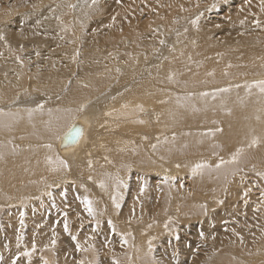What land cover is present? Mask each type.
<instances>
[{
    "label": "bare ground",
    "instance_id": "bare-ground-1",
    "mask_svg": "<svg viewBox=\"0 0 264 264\" xmlns=\"http://www.w3.org/2000/svg\"><path fill=\"white\" fill-rule=\"evenodd\" d=\"M26 1L33 6L17 15L21 21L19 29H23L22 37L30 40V46L47 43L44 49H49V44L54 50L61 49L63 40H54L57 38L49 35L55 24L46 17V10L55 8L54 0ZM139 3L131 12L126 9L129 16L125 15L126 12L122 14V10H125L122 9L123 3L117 5V10L100 7L101 16L98 8L90 13L85 11V19L79 18L77 12L78 6H83L82 3L74 8L78 16L76 22L81 24L82 20L84 29L93 19L94 22L115 23V31L124 30L126 26L123 22L136 24L133 31L135 39H122L118 45V39H115L112 45L115 52L131 43L134 46L131 48L133 56L139 50L143 53L142 56L137 55L139 60L130 69L128 66L129 70L126 72L124 66L119 64L120 61L115 66L107 64L110 73L116 69L122 76L138 75L134 80L135 84L128 82L133 87L131 95L127 97L126 92L127 95H124L127 98L124 97L121 102L117 101L113 105H110L112 102L108 104L111 100L106 104H98L99 96L94 97L89 93L92 90H102V81L106 79L100 80L93 74L96 70H103L105 58H108V41L112 39L103 38H112L110 31H104L101 39H91L83 32L84 39L80 40V49L76 52L80 54L81 65L75 69L81 77L85 75L87 78L81 82L82 85L77 84L70 90L67 89L69 86L62 90L65 82H60V79H64L67 65L63 66L56 58L47 62V54L43 55L40 62L46 72L44 70L43 73L34 75L31 87L38 93H32L33 97L26 100L15 98L14 92L27 87L21 76L25 74V70L34 69L20 64L12 54L13 50L18 49L20 56L22 45L19 40L13 39L10 34L0 33L4 38H10L8 44L5 39L0 47V106L6 103L0 107V205L7 213L5 219H16L17 222L21 220L20 214L24 210H27L25 215L35 212L33 219L23 216L22 220L28 224L31 223L30 219L34 220L37 228L36 232L33 228H28L29 234L26 233L32 246H36L35 255L25 256L24 252H29L31 244L27 242L23 246L20 240L18 246L20 229L17 228L20 226L14 229L13 225L16 226V223L12 225L13 231L9 238L13 239L17 247L9 248L8 252L3 251L5 264H12L17 252L21 251L23 259L15 260L16 264H44V261L47 264H114V261L116 264H264V92L260 87L261 82H264L262 0H158L157 3L153 0H139ZM161 4L163 9H160ZM2 6L9 8L12 4L0 0V12L3 11ZM59 10L64 11V5ZM13 13L10 10L6 15ZM155 13L160 14L153 21ZM95 16L96 18H92ZM15 20L9 19L8 22L15 25ZM157 20L158 23H154ZM192 21L196 23L193 24ZM215 24L218 28L215 34L209 32V40L198 41L199 45L195 46V41L188 39L193 35L192 30H199L201 27L203 31L209 30ZM3 26V19L0 17V28ZM174 26L176 30L173 29ZM42 28L46 30L40 36ZM178 31L182 36L175 37L177 45L169 41L170 50H165L168 39H162V35L165 34L172 40V36H176ZM71 42H75V39H71ZM186 53L190 61L184 67L192 69L191 72L183 69ZM114 58L117 59V55ZM163 59L169 61V68H156ZM56 68H63V71L59 72ZM6 70L7 73L3 74ZM91 75L93 80L89 78ZM228 79L230 81L225 86L216 88L217 93L222 90L218 95L198 94L201 97H190L182 103L173 102L180 96L175 93L177 89L181 88L183 93H189L195 84H209L207 88H214L216 83L222 85ZM138 86L146 89L136 88ZM103 87L113 88L110 82ZM200 89L203 92L205 88ZM29 90L30 88L25 96L29 94ZM61 92L65 94L59 100ZM85 96L87 97L83 98ZM217 96H220L221 102L211 100ZM87 98L92 99L85 100ZM73 99L75 105L71 106L68 102ZM112 101L114 102L113 99ZM79 102L80 106L74 110L73 107ZM182 104L187 105L186 108L177 112L175 108ZM10 106L13 107L7 108ZM77 110L79 113L73 117ZM211 122L217 123L212 126ZM186 125H198L199 130L212 128V132L207 134L209 129L203 136L190 130L191 134L183 129ZM207 125L210 126L206 127ZM73 129H81L82 134L76 143L65 146V137ZM254 139L257 143L251 146ZM238 149L243 151L232 162ZM207 151L210 153L205 156H210V160L202 163L205 167L194 174L195 166L188 164L191 171H183L181 162L190 160L189 157L194 152ZM51 153L54 154L53 162L49 163ZM111 157L116 166L120 167L119 164H122L123 168L118 169L110 160ZM132 160L138 163L134 164ZM59 161H63L67 167H63ZM134 171L147 173L144 179L149 180V189H145L141 175ZM126 178H129L130 187L121 190L118 203H122L124 196L126 199L122 206L119 205L121 208L116 210L113 199H118L111 185L116 180H123L125 184ZM107 190L109 193L106 194ZM66 196L71 199L72 206L75 204L73 207L78 209L80 217L83 215V222H77L78 219L69 216L64 208L58 213L57 208H53L55 205L65 204ZM80 198L91 201L96 216L88 215ZM238 198L239 201H232ZM163 205H166V213L155 219L162 212ZM47 206L52 208L53 214L73 218L75 226L71 231L75 232L65 233L62 228H54L53 222L49 225L50 222L45 218ZM190 206L193 212L198 210L190 219L195 226L184 227L181 233L186 235L188 230L187 234L193 233L187 239L186 248L178 246L186 256L174 254L173 251L177 250L176 240L169 237L157 241L159 249L150 248L147 240L161 236L163 226L165 224L167 227L169 220L188 222L186 217L183 216L180 220L177 215L184 213ZM201 210L208 215H203L204 212L200 215ZM107 215L109 220H106ZM189 215L190 211L188 218ZM68 218L67 222L71 224ZM137 219L138 222L134 221ZM88 220L92 221V226L79 230V224L86 226L84 223ZM94 221L100 223L99 233L95 230ZM118 226L135 232L133 244L110 246L112 230ZM139 226L141 228L138 231ZM90 228L93 229L89 230ZM21 230L25 231L24 228ZM22 235L25 238L26 235ZM72 237H76V240L73 241ZM5 239L3 240L6 241ZM77 244L80 245V251H77ZM149 244L152 246L157 243L153 240ZM240 257L242 260L237 259Z\"/></svg>",
    "mask_w": 264,
    "mask_h": 264
},
{
    "label": "rangeland",
    "instance_id": "rangeland-1",
    "mask_svg": "<svg viewBox=\"0 0 264 264\" xmlns=\"http://www.w3.org/2000/svg\"><path fill=\"white\" fill-rule=\"evenodd\" d=\"M7 4H12V6L11 7H4V6H2L3 7V11L2 12H0V17L3 19V24H4V26H3V28H0V33H3V34H10V35H12L13 36V39H18L19 40V43H20V45H22V50L20 51V56H19V50L18 49H15V50H13L14 52H12V54L16 57V58H19V62H20V64H25L26 65V67L28 66V67H30V68H32V69H34V70H25V74L23 75V76H21V78H22V81L23 82H25V84H26V86L27 87H22V88H19V89H16L15 90V98L17 97V98H23L24 100H26V99H28V98H31V97H33L32 95L34 94V93H38V91H36V89H34V88H32L31 86V81H33V77H34V75H39L40 73H43L44 72V70H45V72H46V68L44 67V65H43V63H41L40 62V60L42 59V57H43V55H45V54H47V59H46V61L47 62H51V61H53L55 58H56V60H58V61H61V63L63 64V66H65V65H67L66 66V68H67V70H66V72H65V75H64V79H60V82H62L63 80H64V82H65V85H64V87H63V89L62 90H66V88L67 89H71V88H73L74 86H76L77 84H81V82H83L84 80H86V76L84 75V76H80L79 75V73H78V71L75 69V68H80V65H81V59H80V54L78 53V55L76 54V52L78 51V49H80V43L79 42H81L80 40L81 39H84V35H85V33H86V35L87 36H90V38L91 39H101L103 36H102V33L104 32V31H110L111 32V34L113 35L112 36V38H108V36H105L103 39H112L111 41H108V44L110 45L109 47H108V58H105V64H104V67H102L103 68V70L102 69H99V70H96V73H94L93 74V76L94 77H96V78H100V80L102 79V78H106V79H103V81H102V84H101V86H102V90L100 89V90H98V91H95V90H92V91H89V93L90 94H93L94 95V97H95V95L96 96H99V100H98V104L101 102L102 104H106V103H108V100H111L108 104H110L111 102H112V104H110V105H113V103H116L117 101V103H119V102H121V100H123V98L127 95L126 94V92L128 93V95H127V97L128 96H130L131 94V92L133 91V87L129 84V83H131V82H133L134 84H135V82H134V80H135V78H137V76L138 75H135V76H122L123 74L120 72V71H117L116 69L113 71V73H110L109 72V70H107L108 69V65L107 64H109L110 66H115L114 64H116V65H118V63H119V61H120V65H122V66H124V72H126V70H129L130 69V67L133 65V64H135L136 62H137V60H139L138 58H137V55L139 54L140 56H142V51L141 50H139V52L137 51V53L135 54V56H133V49H131V48H133L134 46H133V44H128L127 46H125L126 48H118V42L120 41V40H122V39H132V37H134L133 39H135V36H134V30H135V28H134V26H136V24L135 23H130L129 21H126V22H123L124 24V26H126L125 28H124V30H116L115 31V29H114V27H115V23H109V22H104V21H96V22H94V19L93 20H90V24H89V26L87 27V28H85L84 29V27H82L83 26V21L81 20V19H85L84 17H83V14H84V12L86 11V12H88V13H90L93 9H99V15L101 16L102 14H101V11H100V7H103L104 6V8L105 9H107L108 7L110 8H108L109 10H111V8H112V10L115 8L116 10H117V5H119V4H124V6L122 5V9H125V10H122L124 13H122V14H125V12H126V16H129V12L128 11H130L131 12V10L132 9H136L137 7H138V5L140 4L139 3V0H120V2L119 3H117V0H97V2L95 3V4H93L92 3V0H54V3H55V8H54V10H50V9H48V10H46V17H47V19H50L55 25L53 26V29L52 30H50V36L52 37L53 36V38H57V39H54V40H63L62 41V47H61V49H55L54 50V47H52L51 46V44H49V46H50V48L49 49H44V48H46V44L47 43H45V45L44 44H41V45H38V46H36V45H32V46H30L29 44L31 43L30 42V40L29 39H27V38H23L22 36H23V29H19L20 27H19V25L21 24V21L17 18L18 16L17 15H19L22 11H24V12H26L27 10H29L33 5H29V2L27 3V1L26 0H4ZM14 1H17V2H14ZM24 1H25V3H24ZM44 1V0H43ZM127 1V2H126ZM129 1V2H128ZM155 3H157L158 2V0H153ZM82 3V7L81 6H78V16H79V18H81L80 20H81V24H78L76 21H77V18H78V16H76V14H75V12H74V8L77 6V4L78 3ZM135 3H136V5H135ZM137 3H139V4H137ZM16 4V5H15ZM74 4V5H73ZM131 4V5H130ZM134 4V5H133ZM61 5H64V11H62V12H60V7H61ZM127 5H128V7H127ZM74 6V7H73ZM132 6H135V7H133L132 8ZM14 7V8H13ZM130 7V8H129ZM11 8V9H10ZM56 8H57V10H56ZM164 7L162 6V4H161V6H160V9H163ZM126 9H128V11L126 10ZM10 10H12V12H14L13 14H9V15H6V12H9ZM23 12V13H24ZM156 14V13H155ZM153 14V16H154V20L153 21H155V19H156V17L157 16H159V14ZM57 17L59 18V19H57ZM98 17V16H97ZM92 18H96V16L95 17H92ZM9 19H16L15 20V25H12V24H10L9 22H8V20ZM75 21V22H74ZM73 22V23H72ZM154 23H158V20L156 21V22H154ZM160 23V22H159ZM76 26H75V25ZM79 26H78V25ZM131 24H132V27H131ZM109 25H111L110 27H109ZM137 25H139V24H137ZM218 25L217 24H215L214 25V27L213 28H211V29H209V30H205V31H203V27H201L199 30H192V32H193V35H191L188 39H193L194 41H195V46H198L199 45V42L198 41H207V40H209L211 37L209 36V32H213V34H215L216 33V28H218L217 27ZM82 27V28H81ZM133 28V29H132ZM176 28V26H174V30H176L175 29ZM12 29H14L15 31H12ZM84 29V30H83ZM45 30H46V28H42V30L39 32V35L40 36H43L44 35V32H45ZM173 30V33L175 32ZM179 30V29H178ZM79 32V33H78ZM82 32V33H81ZM83 32H84V35H83ZM43 33V34H42ZM68 33V34H67ZM179 33V34H178ZM180 33L181 32H176V36H175V34L172 36L173 37V41L170 39V37L169 36H166L165 34H163L162 35V39H168V43L165 45V50L166 49H169L170 50V42H173L172 44H176L177 45V39L175 38V37H180V36H182V35H180ZM180 35V36H179ZM175 38V39H174ZM5 39H6V42H7V44L10 42V40H8V39H10V38H4V40H0V47L2 46V44L4 43V41H5ZM71 39H75V42H71ZM115 39H118L117 41H116V44L117 45H115L117 48H118V50L117 51H115L114 52V50H113V43H114V41H115ZM132 39V40H133ZM215 39V38H214ZM226 41H229V39H225ZM170 41V42H169ZM176 41V42H175ZM99 43H100V40H99ZM141 43H142V41H141ZM209 44H212V43H209ZM176 45H175V47H176ZM43 46V47H42ZM170 46V47H169ZM130 47V48H129ZM110 48H111V50H110ZM127 48H128V50H127ZM83 49V48H82ZM110 50V51H109ZM126 50V51H125ZM131 50V51H130ZM16 51V52H15ZM83 52V51H82ZM130 54H129V53ZM120 54V55H119ZM82 55V54H81ZM114 55H117V59H115L114 58ZM132 55V56H131ZM21 56L23 57V58H21ZM109 56H112V58H109ZM114 59V60H113ZM82 60H83V57H82ZM84 61V60H83ZM114 61H116V62H114ZM125 61V63H123ZM189 59H188V57H187V53L185 54V58H184V62H183V69L184 68H186V67H184V66H187L188 65V63H189ZM84 63L86 64L87 62H85L84 61ZM128 64V65H127ZM106 65V66H105ZM169 65H170V63H169V61L167 60V59H163V60H161L159 63H158V65L156 66V68H159V67H165V68H169ZM126 66V67H125ZM129 66V69L127 68ZM81 68H82V66H81ZM127 68V69H126ZM57 69V71H63V68H56ZM105 69V70H104ZM187 72H191L192 71V69H190V68H186L185 69ZM14 71V70H13ZM16 72V71H15ZM31 72L33 73V75H31ZM109 72V73H108ZM119 72V73H118ZM7 73V70L3 73V74H6ZM17 74H19L18 72H16ZM120 74V75H118V74ZM115 74V75H114ZM31 78V79H30ZM89 78H91L92 80H93V77H92V75L89 77ZM108 79V80H107ZM110 79V80H109ZM36 81V84H38V82H37V80H35ZM230 81V79H228V81H223L224 83L222 84V85H219V83H216L217 85H216V87L214 86V88H212V87H209V88H207L208 86L207 85H209V84H205V86H204V84L202 85H198L197 86V84H195L194 86L196 87H193V88H191L190 89V92L189 93H183V91H182V89L180 88V90L179 89H177L176 90V92L175 93H177V94H180V96L177 98V99H175L173 102H176V101H180L181 103H182V101L183 100H188V98H199V97H201V96H207V95H218L220 92H222V90H218V92L219 93H217L216 91H217V89L216 88H218V87H220V86H225L226 85V83H228ZM110 82V84H111V88L112 89H104V85H106V84H108ZM117 82V83H116ZM129 82V83H128ZM203 83V82H202ZM118 84H119V87H118ZM251 84H254V83H251ZM61 85V84H60ZM60 85H58L57 87H58V91L57 92H59V90H60ZM82 85V84H81ZM116 86V88H115V86ZM121 85H122V87H121ZM219 85V86H218ZM25 86V85H24ZM53 86V85H52ZM126 86V87H125ZM132 87V88H131ZM141 87V90H144V89H146L145 87H143V86H138V87H136V88H140ZM30 88V90H29V94L27 95V96H25V93L28 91V89ZM101 88V87H100ZM126 88H127V90L129 91H127L126 90ZM142 88H144V89H142ZM195 88V89H194ZM199 88H205L204 90H203V92H201L202 90L200 89L199 90ZM24 89H25V91H24ZM119 91H118V90ZM124 89V90H123ZM148 89V88H147ZM194 89V90H193ZM107 90V91H106ZM114 90V91H113ZM210 90H213V92H211ZM94 91V92H93ZM101 91V92H100ZM110 91V92H109ZM181 91V92H180ZM199 91H200V93H199ZM207 91H209L208 93H207ZM21 92V93H20ZM24 92V93H23ZM57 92H55L54 93V96H56V94H57ZM97 92H98V94H97ZM99 92H100V94H99ZM116 92H118V93H116ZM179 92V93H178ZM204 92H206V93H204ZM211 92V94H209ZM23 93V94H22ZM33 93V94H32ZM106 93V94H105ZM111 93H114V94H111ZM183 93V94H182ZM203 95H202V94ZM212 93H214V94H212ZM63 94H65L64 92H61L60 93V97H59V100H61V98H62V95ZM103 94H105L106 96L104 97V95ZM124 94H126V95H124ZM190 94V95H189ZM195 94H200V95H198V97H197V95H195ZM100 95H102V97L100 96ZM109 95V96H108ZM118 95V96H117ZM120 95V96H119ZM19 96V97H18ZM116 97V100H115V98L114 97ZM87 96H85V97H83V98H86ZM113 97V98H112ZM120 97V98H119ZM127 97H125V98H127ZM104 98V99H103ZM110 98H112L113 100H114V102L112 101V99H110ZM122 98V99H121ZM76 99V98H75ZM75 99H73V100H70L69 102H68V104L69 105H75ZM90 99H92V98H87V99H85V100H90ZM84 100V101H85ZM105 100H106V102H105ZM213 102H221V99H220V96H217V97H213L212 99H211ZM83 100H82V102H84ZM80 103L81 102H79V103H77V106H75V107H73V109L75 110V108L76 107H79L80 106ZM100 103V104H101ZM6 104V103H5ZM5 104H3V105H5ZM3 105H1V106H3ZM0 106V107H1ZM186 106L187 105H185V104H182V105H179V106H177L175 109H176V111L177 112H179V111H182V110H184L185 108H186ZM13 106H10V107H7V108H12ZM16 107V106H15ZM69 108V107H68ZM196 108H198V106H196ZM73 109H70V110H72L73 111ZM6 111V110H5ZM83 111V110H82ZM79 113V110H77L76 111V113L73 115V117L74 116H76L77 114ZM1 115V114H0ZM72 117V118H73ZM212 123V126H213V124H215V123H217V122H211ZM206 124H209V123H206ZM198 125H200V124H198ZM196 126V125H193V126H190V125H186L185 127H183V129L184 130H186L185 132H188V133H191L192 131L195 133L196 131V133L197 134H201V135H203L204 136V134H205V132L206 131H208L209 129V131L207 132V134H210V132H212V128H205V129H203V130H199V129H197V128H200V126L202 127L203 125H200V126ZM210 125H207L206 127H209ZM192 127H195V129H191ZM204 127V126H203ZM188 128V129H187ZM180 130V129H179ZM188 130V131H187ZM190 130H192L191 132H190ZM201 131L203 132V133H201ZM139 132H144V131H139ZM180 132H181V130H180ZM184 132V131H183ZM173 133H174V136H173V138H175V131H173ZM191 134H193V133H191ZM206 135V134H205ZM198 149H194V151H197ZM195 154H193L191 157H189L190 158V160L188 159L187 161H185L184 163L183 162H181L182 164V166H183V171L184 172H188L189 171V169H190V171H191V168H189V166H188V164H192V165H194V166H196L197 164H202L203 162H207L208 160H210V156H205L206 154H208V153H210V152H205V153H200V152H194ZM201 154H203V155H201ZM54 154L53 153H51V155H50V157L48 158L49 160H51L52 162H53V158H52V156H53ZM58 155V154H57ZM60 158L62 157V156H60V155H58ZM62 158H64V157H62ZM202 158L204 159V160H202ZM65 160H67L66 158H64ZM200 159H201V161H200ZM110 160H112V162L115 164V166H116V163H115V161H114V158L113 157H111L110 158ZM181 161V160H180ZM179 161V162H180ZM188 161H192L191 163L190 162H188ZM132 162H135L134 160H132ZM199 162V163H198ZM201 162V163H200ZM138 162H135L134 164H137ZM119 164V163H118ZM142 167H143V165L142 164H140ZM119 166L120 167H118V166H116L118 169H122L123 168V165L122 164H119ZM186 169V170H185ZM124 170V169H123ZM135 172V174L136 173H138V174H140L141 175V179H142V182H143V184H144V186H145V189H146V187H147V189H149L150 187V184H149V180L147 179V178H145L144 179V176H145V174H147V173H141V172H136V171H134ZM133 172H131V174H132ZM153 174V172H148V174ZM129 180V178H126V183L125 184H123L124 183V181L123 180H116L115 182H113L112 183V189L114 190V195H115V197H116V199H118V200H116V203H118V201H119V197H120V195H121V190L125 187V188H127V189H129V187H130V182L128 181ZM121 183H120V182ZM123 181V182H122ZM130 181H132V180H130ZM119 182V183H118ZM129 183V184H128ZM147 183V184H146ZM114 184V185H113ZM123 184V185H122ZM116 185V186H115ZM122 185V186H121ZM113 186H115V187H113ZM144 189V190H145ZM107 193H109L108 192V190H107V192H106V194ZM67 198H69L68 196H66ZM65 197V200H64V202H65V204H63V203H61L62 204V206H60V204L59 205H55V206H53V208L54 209H56L57 208V213L58 212H60V211H62L63 210V208L65 209L64 211H68L67 213H69V216L70 215H72L73 216V218H74V216H75V220H77V222H83L84 221V219L82 218L83 217V215H82V217H80L81 215H80V212H78V209L76 208V207H73V206H75V204H73V206H72V203L70 202L71 201V199L69 198V199H67ZM121 198V197H120ZM3 199H6V198H3ZM124 199H126V196H124L123 197V199H122V203H123V200ZM80 200H81V202L80 203H82V201H83V199L82 198H80ZM236 200L237 201H239V198L238 199H234V200H232L234 203L236 202ZM69 202V204H67ZM183 203H184V201H182ZM186 202V201H185ZM70 203H71V206H70ZM121 202L120 203H118L119 205H121L122 204ZM83 204V203H82ZM123 205V204H122ZM121 205V206H122ZM67 206H69L68 208H67ZM83 206V208L85 209V206H84V204L82 205ZM112 206V205H111ZM121 206H119V208L118 209H120L121 208ZM181 206H185L184 204H181ZM113 207V206H112ZM115 207V206H114ZM71 208V209H70ZM187 208V207H186ZM191 208V209H190ZM190 208L188 207L185 211H184V213H178V215H177V218H181V217H186L187 218V220H188V222H183V221H177L176 219H174V220H169V222L168 223H166V226L167 227H165V224H164V232L162 233V235L160 236L159 235V237H157L156 239L154 238H149L148 240H147V243H148V246L151 248V247H158V249H159V244H158V242L157 241H159L160 239H162V238H166V237H169L171 240H176V244H177V250L176 251H173L174 252V254H176L177 256H181V257H185L186 256V254H183V252H182V250L180 249V247H178V246H184L185 248H186V246H187V243H188V241H187V239L189 238H191V234L193 233H190V234H187V233H189V230L188 231H186V235H183L181 232H182V230H183V228L184 227H188V226H195L194 225V221H191L190 219L191 218H193L192 216H194V213L196 214V212H198V210L196 211V212H193L192 211V206H190ZM197 208V207H196ZM196 208H193V209H196ZM70 209V210H69ZM117 209V207H116V210H118ZM46 210H47V214L45 213V218H46V220L48 221V222H50L49 223V225H51L52 224V222L53 223H55V225L54 224H52L53 225V227L54 228H62V230L65 232V230H64V226H65V223H67V225H68V232H65V233H68V234H70L71 232H75V230L74 231H71V230H73L74 229V226H75V223H74V220L72 221V219L73 218H71V219H69L68 217L69 216H66V215H62V214H60V215H57V213L56 214H53V210H52V208L50 207V206H47L46 207ZM75 210H77V211H75ZM190 211V215H189V218H188V213H189V211ZM208 210H209V208H208ZM51 211H52V214H53V217H52V214H51ZM75 213H74V212ZM187 211V212H186ZM195 211V210H194ZM26 212H27V210H24L23 211V216L25 217V218H32L33 219V217H35V212H33L31 215L30 214H28V215H25L26 214ZM72 212V213H71ZM78 212V213H77ZM192 212V213H191ZM202 212H204V214L202 213ZM166 213V205H163L162 206V212H160V214L155 218V219H158L159 217H162V215H164ZM75 214V215H74ZM79 214V215H78ZM82 214V213H81ZM208 215L204 210H201V214L200 215ZM7 216V213H6V211H5V209L3 210L2 209V205H0V232L2 233V235H1V233H0V238H1V240H0V259H2V260H0V264H5V262H4V260H3V254H4V252H8L9 251V248L11 249V248H14V247H17V245L14 243V241H13V239L12 238H9V237H11V235L12 234H10L11 233V231H13V228L14 229H16L18 226H20V228L18 227L17 229H20V236L22 237V239H21V242H22V244H23V246H26V244H27V242L28 243H30L29 242V237H28V235L27 234H29V229H31V228H33L34 230H35V232H36V226H34V220H32V219H30L31 220V223L30 224H28V222H25V221H23V226H21V220L20 221H18L17 222V220L16 219H12L11 220V218L8 220V219H5V217ZM33 215V216H32ZM57 215V216H56ZM93 215L94 216H96L97 214L96 213H94L93 212ZM180 215V216H179ZM55 216V217H54ZM50 217L52 218V219H54V220H52V219H50ZM67 218L69 219V220H71L70 222H71V224L72 223H74V224H69L68 222H67ZM109 218V215H107L106 216V220H109L108 219ZM63 219H66L65 221H63ZM6 220V221H5ZM52 220V221H51ZM56 220H57V223H56ZM59 220V221H58ZM181 220V219H180ZM4 221V222H3ZM61 221V223H59ZM134 221H137L138 222V219L137 220H134ZM139 222H141L140 220H139ZM2 223H4V224H2ZM11 223V224H10ZM16 223V226L15 225H13V224H15ZM19 223V224H18ZM63 223V224H62ZM97 223V224H96ZM99 222H96V221H94V226H95V230H96V232H100V228H99V224H98ZM8 224H9V227H8ZM25 224V225H24ZM79 224V223H78ZM86 226H84V225H81L80 226V224H79V230H81L82 228L84 229L85 227H90V226H92V221L91 220H88L87 222H85L84 223ZM96 224V225H95ZM168 224V225H167ZM12 225H13V228H11L12 227ZM170 225V226H169ZM78 226V225H77ZM83 226V227H82ZM98 226V227H97ZM16 227V228H15ZM98 228V230H97V228ZM198 227H199V224H198ZM4 228H6V229H8V230H6V229H4ZM21 228L23 229L24 228V230L25 231H23V230H21ZM29 228V229H28ZM73 228V229H72ZM139 228H141L140 226L137 228L138 229V231H139ZM197 228V227H196ZM10 229V230H9ZM93 228H90L89 230H92ZM5 230V231H4ZM131 230V231H130ZM169 230V231H168ZM7 231H9V233H6ZM88 231V230H87ZM86 231V232H87ZM133 230L132 229H130V228H127V229H124V227H115L114 228V230H112V233H111V239H110V246L111 247H114V245H116V244H122V243H124V244H129V243H131V244H133L134 243V231L132 232ZM22 232V233H21ZM27 233V234H26ZM22 234H24V236H25V238L23 237V235ZM116 236V237H115ZM116 239H115V238ZM4 238H6L5 240L6 241H4L3 239ZM24 238V239H23ZM138 238H139V235H138ZM181 238V239H180ZM114 239V240H113ZM25 240H26V242H25ZM155 241L157 244H155V245H150L149 243L151 242V241ZM4 241V242H3ZM8 241V242H7ZM25 243H24V242ZM114 241H117L116 243H114ZM5 242H7V243H5ZM9 242H10V245H9ZM112 242H113V245H112ZM4 244H8L7 245V248H8V250H7V248L5 247V245ZM12 244V245H11ZM31 244V243H30ZM180 244V245H179ZM14 245V246H13ZM2 247V248H1ZM173 247V246H172ZM5 249V250H4ZM36 249V248H35ZM4 251V252H3ZM21 251V250H20ZM168 250H166V252H167ZM3 252V253H2ZM29 252L31 253V254H34L35 255V251H33L32 250V244L30 245V249H29ZM156 252L157 253H159L157 250H156ZM191 252V251H190ZM190 252H188V254L190 253ZM21 253H22V251H21ZM21 253H19V252H17V254H16V259L15 260H22L23 259V257H22V255H23V253L21 254ZM19 254V255H18ZM33 255V256H34ZM100 255V254H99ZM99 255H97V256H99ZM153 255H157V254H153ZM184 255V256H183ZM235 255H237L236 253H235ZM18 256V257H17ZM32 256V255H31ZM14 257V258H15ZM235 258H236V256H235ZM156 259H158V258H156ZM237 259H241V257L240 258H237ZM232 260V259H231ZM242 260V259H241ZM158 262L160 263V261H159V259H158ZM143 263V262H142ZM23 264V263H22ZM28 264H30L29 262H28Z\"/></svg>",
    "mask_w": 264,
    "mask_h": 264
},
{
    "label": "snow or ice",
    "instance_id": "snow-or-ice-1",
    "mask_svg": "<svg viewBox=\"0 0 264 264\" xmlns=\"http://www.w3.org/2000/svg\"><path fill=\"white\" fill-rule=\"evenodd\" d=\"M96 2H97V0H92V3H93V4H95ZM119 2H120V0H117V3H119ZM262 6H264V0H262ZM262 10H264V7H262ZM57 19H59V18L57 17ZM114 20H115V17H113V21H114ZM192 23L195 24L196 21H192ZM110 26H111V25H109V27H110ZM0 40H4V37H3L2 35H0ZM161 43H163V41H161ZM77 55H78V53H77ZM17 59L19 60V58H17ZM260 87H261V91L264 92V82H261ZM225 91H226V90H225ZM41 107H42V106H41ZM80 110L82 111L83 109L81 108ZM217 130L219 131V129H217ZM81 134H82V130H81V129H73L72 133H70L68 136L65 137V141H66L65 146H68V145H71V144L76 143L77 140H78V138L81 136ZM256 143H257V141L254 139V140L251 142V146H255ZM49 147H50V146H49ZM242 151H243V149H238V150H237L236 154H235V155L233 156V158H232V162H235V161H236L237 157L239 156L240 152H242ZM49 163H51V160H49ZM59 163H60L61 165H63V167H65V168L67 167V165H66L63 161H59ZM219 166H220V165H217V167H219ZM203 167H205V165L197 164V165L195 166V168H193V173L195 174V172H196L198 169L203 168ZM262 178H264V176H262ZM101 187H103V185H101ZM141 192H143V188H141ZM82 203L84 204V206H85V210L87 211L88 215H89V216H92V215H93V209H92V207H91V201L85 198V199L82 201ZM113 203H114V205H115L117 208H119V204L116 203L115 198L113 199ZM20 215H21V226H23V220H22V218H23V212H21ZM109 226L111 227V222H109ZM64 230H65V232H68V225H67V223H65ZM21 239H22V237L18 235V236H17L18 246H19V241H20ZM72 239H73V241H75V240H76V237H72ZM53 244H55V240H53ZM5 247H7V245H5ZM35 248H36V246H35V244H33V246H32V250L35 251ZM76 248H77V251H80V250H81L79 244L76 245ZM24 255H25V256H30L31 253L25 251V252H24ZM12 264H16V261L13 260ZM44 264H47V261H44ZM81 264H82V262H81ZM114 264H116L115 261H114Z\"/></svg>",
    "mask_w": 264,
    "mask_h": 264
},
{
    "label": "water",
    "instance_id": "water-1",
    "mask_svg": "<svg viewBox=\"0 0 264 264\" xmlns=\"http://www.w3.org/2000/svg\"><path fill=\"white\" fill-rule=\"evenodd\" d=\"M72 131H73V130H72ZM72 131H70L69 134H70Z\"/></svg>",
    "mask_w": 264,
    "mask_h": 264
}]
</instances>
